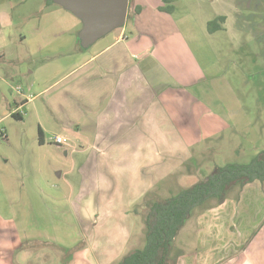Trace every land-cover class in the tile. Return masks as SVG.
I'll use <instances>...</instances> for the list:
<instances>
[{
  "label": "rangeland",
  "instance_id": "1",
  "mask_svg": "<svg viewBox=\"0 0 264 264\" xmlns=\"http://www.w3.org/2000/svg\"><path fill=\"white\" fill-rule=\"evenodd\" d=\"M173 1L175 16L188 21L189 26L197 29L198 33L206 34L204 16L209 14L208 8H215L221 0ZM235 1L239 2L241 8L229 11L227 29L211 38L207 37L208 39L204 41L194 42L193 46L196 53H199L200 64L208 74L222 77L221 81L211 80L209 87L214 89L216 95L224 94L232 104L239 99L238 105L231 106V109L237 112L236 117L229 121L227 128L213 134L212 140L209 139L199 145L196 143L198 139L194 138V133L198 127L199 130L203 129V117L198 118L199 125L197 122H189L191 132L187 134L188 137L183 138L184 143L187 142L188 145L183 144L181 150L177 152L190 149L194 158L184 159L180 163L182 165L176 167L178 158H175L172 138L151 139L149 142L151 151L148 153L152 152V156L164 150L174 151L171 157H166L169 162L160 163L151 158L149 163H143L136 157L128 164L119 163L116 160L117 156L109 152L107 154L106 149L102 154L98 151L90 154L85 152L67 154L65 153L67 144L81 148L94 140L89 130H82L80 135L87 138L79 141L77 139L79 135L73 130L79 125L72 124L68 130L54 119L55 115H59V111L56 110L59 104L52 96L65 88L69 80L67 77L63 78L65 73L76 68L84 58L94 55L111 39L112 33L115 35L124 27L131 36L129 43L134 44L133 38L138 36L137 29L130 21L87 50L79 47L76 35V40L69 42V53H65L66 56H70L60 59L65 62V68L57 71L54 68L60 60L58 61V55L54 54L53 49L62 43L63 38H67V34H71L76 23L79 28L81 27L79 18L67 10H63L62 16L49 9L42 10L41 5H45L46 2L52 7H59L53 4L55 2L47 0H0V9L10 15L12 13L13 18L12 21L6 20L7 25L2 30V35H5L7 40L5 51L16 56L13 64H9L10 61L0 64V212H2L0 236L3 246L5 240L14 242L19 238L21 244L19 250L16 249L17 252L15 249L13 252L2 249V258L6 263L82 264L83 257H87V260L92 258L90 252L88 255L85 252L88 244L93 243L94 238H101L104 239L102 243H106H101V249L103 245L109 243L115 244L114 248L123 246L119 256L109 259L106 250L103 249L99 257L107 264H117L126 254L144 245L143 217L146 201L165 199L190 186L211 172L215 164L247 162L264 149V0ZM24 15L27 18H22ZM42 15L45 21L44 27L41 28L39 16ZM58 18L70 24H67L65 34L59 33L63 27L59 29L55 26ZM139 45L146 47L143 43H135L131 50L140 54L143 49H140ZM38 65H46L45 67L53 70L43 74V70L36 69ZM62 66L64 67L60 65L61 68ZM11 77H14V80ZM17 86L22 87L21 92L14 89ZM44 88L47 89L44 91ZM25 98L32 100L21 109L25 112L23 118L16 119L11 116V109L15 107V100ZM185 108L187 107L184 106L186 111ZM218 108L228 116V107ZM214 109L217 110L215 107ZM87 117L82 114L80 122L89 125L91 121ZM86 119L88 121L84 122ZM40 125L45 131L44 144H40L38 140ZM211 129L219 130V124L209 123L207 130ZM59 134L67 138V143L58 145L53 141ZM112 142L117 145L122 139H112ZM105 145L111 146L112 143ZM204 149H208L210 153H203ZM101 156L107 158L108 162L99 161L95 165L107 167L106 173L112 177L106 180L100 178L96 185L93 173L84 176L81 174L80 165L88 159L85 171L91 172L89 165ZM111 156L115 157V160H110ZM123 157L125 159V155ZM131 157L132 154H128V158ZM123 165H127L129 169L118 168ZM131 172L135 175L134 181L131 179ZM142 178L143 181L140 180ZM144 178H149L148 181H152V184L144 181ZM105 182L112 185H105ZM242 188L239 186L232 188L226 198L239 197ZM111 191L116 193L114 200L117 201L107 200L112 194ZM94 197L96 203L93 202ZM129 197L133 200L127 201ZM101 198H105L104 201H101ZM101 204L104 209L110 211L107 214L101 213L96 218H94L96 214L93 215L97 225L93 226L89 222L86 224L85 230L88 229V235L85 238L79 219L86 216L87 210L93 205L97 207ZM221 204L217 205L214 202L208 210L207 208L202 211L196 210L180 231L175 243L176 252L188 254L186 256L188 262L192 261L191 250L195 247L203 246L202 250L205 251L203 254L200 251L199 254L206 259L208 252L211 249L214 251L215 245L219 247L221 242L225 244L226 239L207 235V217L215 216L214 213ZM5 220H8L7 224L3 223ZM126 231L128 236L125 241ZM229 245L233 247L232 243ZM63 248H71V254L66 253ZM10 252L14 253L13 257L6 255Z\"/></svg>",
  "mask_w": 264,
  "mask_h": 264
},
{
  "label": "crops",
  "instance_id": "2",
  "mask_svg": "<svg viewBox=\"0 0 264 264\" xmlns=\"http://www.w3.org/2000/svg\"><path fill=\"white\" fill-rule=\"evenodd\" d=\"M172 2L174 1L170 0L169 7L172 6L173 11L169 13L160 10V7L168 5L164 0H131L127 21H130L134 28L137 29L136 35L138 36L133 38L134 44L129 43L131 36L124 27L115 35L112 33L111 39L97 50L94 55L84 58L76 68L65 73L63 78H69L65 88L52 96V99H56L59 104V108L56 109L59 111V115H55L54 119L59 125L61 124L68 130L72 124L79 125L73 129L79 135L77 138L79 141L87 138L80 135L82 130H89L91 138L94 140V142H90L87 146L81 148L67 144L65 153L75 155L76 152L90 154L98 151L102 154L105 153L104 149H106L108 150L107 154L109 152L117 156L116 160L119 163L128 164L133 162L136 157L138 161L143 163H149L151 158L153 161L160 163L163 161L169 162L166 157H171V154L176 152L175 158H178V160L176 159L177 167L182 165L180 163L184 159L194 158L190 149V152L187 150L177 152V150H181L183 144L188 145L187 142L184 143L183 138L188 137L187 134L191 132L189 130L191 125L188 124L189 122H197L199 125L200 121L198 118L200 116L203 117V129L200 128V131L198 127L194 133V138L198 139L196 143L199 145L209 139L212 140L214 138L213 134L224 130L227 128L229 121L234 120L237 112L233 111L231 106L238 105L239 99H236V103H233V105L232 101L225 97L224 94L216 95L214 89L212 90L209 87L211 80L217 79L221 81L222 77L221 75H209L207 70L202 67L199 61V53H196L193 43L204 41L219 32H224L228 26L229 11L240 9L239 2L221 0L218 2L220 4L215 6V8H208L209 14H206L203 20L207 27L206 34L208 35L198 33L197 29L195 30L189 26L188 21L176 17L175 7ZM53 4L59 7H52L46 2L45 5H41V9H49L62 16L63 10L66 9L57 3ZM137 7H140L139 12H136ZM11 15L0 9V61H2L0 64L7 61H10L9 64H13L16 59V56L11 55V52L7 53L5 51L7 40L5 35H2V30L7 25L6 20L12 21L13 19ZM219 16H225V21L219 22L221 28L210 32L208 22ZM39 17V25L42 28L44 27L45 17L43 15ZM22 18H27V16L24 15ZM2 22L5 23L2 24ZM67 24L59 18L55 21L57 28L63 27L59 30L60 34H65ZM77 24L75 27L76 32L75 29L72 30L71 34H67V38L62 39L61 44L54 47L53 51H55L54 54L58 55V61L70 56H66L65 53H69V42H74L76 35L79 47L82 49L78 39L82 22L80 28ZM20 38L22 40L23 37L21 36ZM135 43H143L146 46L144 48L139 45L140 49H143L140 53L142 56L131 50ZM31 54H33L32 51ZM66 62L67 64L69 63L68 61ZM60 65H64V67L62 66L61 68ZM45 66L38 65L36 69L43 70V74L52 72L53 68L49 69ZM55 68L54 70L62 71L65 68V62L60 60ZM11 78L14 80V77ZM14 89L16 90V88ZM46 89L44 88V91ZM31 100L26 98L15 100V107L10 112L11 116H13L14 112H19L23 116L25 112L21 111V109L26 107ZM184 106L187 107L185 108L186 111ZM218 106L228 107V116H225ZM82 114L84 117L88 116L87 119H90L89 125L80 122L81 119L79 118ZM87 119L84 122H87ZM211 122L218 123L219 130H207V125ZM39 128L43 131L44 144L45 131L41 125ZM165 138L173 139L175 152L164 150L167 153L156 152L154 156L151 155L152 152L148 153L151 151L149 147L151 139ZM112 139H122V142L114 145ZM110 142L112 143L111 146L105 145ZM203 153L209 154L210 152L208 149H204ZM128 154H132V157L128 158ZM134 154L135 156H133ZM123 155H125V159ZM164 155L166 156L164 157ZM110 158V160H115L113 156ZM87 161L88 159L84 160L83 164L80 165L81 174L86 176L89 173H93L94 180L97 181L96 185H98L100 178L101 180H106L108 177H112L109 176V173H106L108 171L107 167L96 166L99 161L108 162L107 158L103 156L97 157V160L89 165L92 171L88 173L85 171L89 163ZM118 168L129 169L127 165L118 166ZM134 177L135 175L131 172L133 181ZM148 179L144 178V181H148ZM140 180L143 181V178ZM148 182L152 184V181ZM126 184L128 185V182ZM263 184L258 181L246 184L242 188L239 197L226 198L216 209L215 216H212L213 218L207 217V235L215 236L218 239L220 237L222 240L226 239L225 244L220 241L221 245L220 243H218L219 247L215 245L214 251L212 252L213 249H211L206 259H203V256L201 257L199 254L200 251H202V254L205 251V249L202 250L203 246L195 247V249L191 250L192 261L188 262L186 258L188 254L185 253L180 254L177 264H264ZM105 185L111 186L112 183L105 182ZM113 192L111 191L112 194L107 198L108 201H117L114 200L116 199V193ZM104 199L101 198V201H104ZM126 200L131 201L133 198L129 197ZM95 201L96 198L94 197L93 202L96 203ZM108 211L110 210L104 209L103 204L97 207L93 205L90 210H87L88 214L79 219L85 238L88 235V229L85 230L86 224L89 222L93 226L97 225L93 215L96 214L94 217L96 218L101 213L107 214ZM7 222L8 220L3 221L4 224H7ZM91 231L93 230L91 229ZM127 233L126 231L125 241L127 240ZM0 234L2 236V212H0ZM13 237V240H15V233ZM92 240L93 243H89V247L85 250L87 255L90 252L92 258L87 260V257H81L84 261L82 264H107L106 261L103 262L99 258L103 249L106 250L105 252L109 259L119 256L122 252L123 246L114 248L115 244L109 243L103 245L101 249V243L104 239L94 238ZM5 241V246H3L2 237L0 238V264L2 262L8 264L2 258V249L11 252L15 249L17 252L21 245L19 243L20 238L14 242ZM16 243L18 244L16 245ZM229 243H232L233 247ZM209 250L210 248L207 251ZM11 252L10 254L6 253V255L13 257L14 253ZM216 258L218 259L215 261ZM12 263L15 264L14 262Z\"/></svg>",
  "mask_w": 264,
  "mask_h": 264
},
{
  "label": "trees",
  "instance_id": "3",
  "mask_svg": "<svg viewBox=\"0 0 264 264\" xmlns=\"http://www.w3.org/2000/svg\"><path fill=\"white\" fill-rule=\"evenodd\" d=\"M164 2L168 5L160 7V10L171 13L173 8L169 7L170 0ZM139 11L140 7H137L136 12ZM225 19V16H219L209 21V31L221 28L219 22H224ZM12 115L16 119L23 118L19 112ZM42 134L43 131L39 128L40 144H43ZM255 181L264 183V149L247 162L215 164L211 172L190 186L165 199L146 201L143 217L144 245L126 254L117 264H177L180 254L176 252V239L193 213L196 210L210 209L214 202L221 204L232 188H242ZM63 249L68 254L72 252L71 248Z\"/></svg>",
  "mask_w": 264,
  "mask_h": 264
},
{
  "label": "water",
  "instance_id": "4",
  "mask_svg": "<svg viewBox=\"0 0 264 264\" xmlns=\"http://www.w3.org/2000/svg\"><path fill=\"white\" fill-rule=\"evenodd\" d=\"M82 22L78 39L89 49L112 31L125 26L130 0H52Z\"/></svg>",
  "mask_w": 264,
  "mask_h": 264
},
{
  "label": "built area",
  "instance_id": "5",
  "mask_svg": "<svg viewBox=\"0 0 264 264\" xmlns=\"http://www.w3.org/2000/svg\"><path fill=\"white\" fill-rule=\"evenodd\" d=\"M16 90L18 91V92H21L22 91V87L21 86H17L16 87ZM26 99H28V98H26ZM53 141L56 143V144H58V145H61V144H65V143H67V138L66 137H64V136H62V135H57V136H55L54 138H53Z\"/></svg>",
  "mask_w": 264,
  "mask_h": 264
}]
</instances>
